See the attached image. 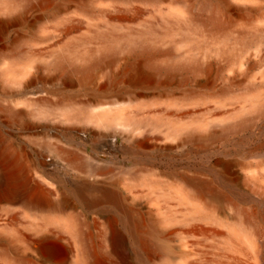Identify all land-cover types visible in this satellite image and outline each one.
I'll list each match as a JSON object with an SVG mask.
<instances>
[{"label":"rangeland","instance_id":"rangeland-1","mask_svg":"<svg viewBox=\"0 0 264 264\" xmlns=\"http://www.w3.org/2000/svg\"><path fill=\"white\" fill-rule=\"evenodd\" d=\"M246 1L250 9L226 13L223 26L196 28L205 34V42L181 47L218 43L229 48L226 56L213 59L214 73L199 78L214 83L216 96L181 104L168 102L153 86L137 88L132 99L110 105L97 104L94 93L80 85L63 87L61 76L48 67L57 48L50 45L59 38L62 24L52 27L50 35L38 32L32 24L44 19L39 10L27 13L29 26L15 22L0 32V151L12 146L28 168L44 160L49 176L66 184L96 177L117 191L127 208L138 202L144 219L159 218L165 255L150 260L139 256L120 210L107 207L126 236L128 264H264V113L247 112L252 95L264 94V0ZM135 6L142 17L126 13L137 18L134 25L167 19L175 30V21L189 16L178 0H139ZM74 15L83 22L74 35H90L102 24L95 14ZM181 36L176 33L160 46H177ZM21 37L40 38L33 43L44 54L30 56L17 49ZM237 53L241 55L235 61ZM11 67L29 72L2 73ZM30 72H35V81L24 90ZM106 96L103 101L112 100ZM16 109L24 112L14 115ZM242 113L252 118L223 132ZM145 115L154 124L135 126L133 120ZM210 130H217V136H189ZM101 164L104 173L94 176L92 167ZM11 208L25 205L17 202Z\"/></svg>","mask_w":264,"mask_h":264},{"label":"bare ground","instance_id":"bare-ground-1","mask_svg":"<svg viewBox=\"0 0 264 264\" xmlns=\"http://www.w3.org/2000/svg\"><path fill=\"white\" fill-rule=\"evenodd\" d=\"M137 1L0 0V32L15 22L29 26L27 13L35 9L44 14V19L40 17L32 24L38 32L50 35L52 27L62 24L59 38L50 45L57 48L50 54L48 67L61 76L63 87L80 85L92 91L93 101L100 105L132 99L136 89L143 86L160 88L170 103L216 96L219 90L214 83H202L199 78L214 73L213 59L226 56L229 48L218 43L190 46L184 51L181 47L189 42H205V34L196 28L223 26V16L236 10L248 11V1L178 0L189 16L177 19L175 30L168 26L171 22L167 19L132 24L137 18L126 13L134 12L136 17H142L135 6ZM104 3L110 5L102 6ZM74 13L88 17L95 14L102 24L90 35H74L83 25ZM147 13L152 15L153 11ZM179 32L182 36L176 40L177 46L170 49L160 46ZM34 38H19L16 48L30 56H42L44 52L33 43L40 38ZM240 55L236 54L235 61ZM28 72L13 67L2 71L8 76ZM29 74L24 90L35 81V72ZM104 95L112 100L103 101ZM252 97L247 112L264 113V94ZM23 112L13 110L14 115ZM149 117L145 115L133 122L139 128L146 123L154 124L147 120ZM251 118L242 113L241 120L226 124L223 132L236 129ZM217 134V130L206 134L193 131L189 136L214 138ZM45 165L40 160V165L26 167L12 146L0 151V264H128L126 236L117 219L110 215L108 206L120 210V218L125 220V227L138 244L139 256L145 254L151 260L165 255L166 235L159 228V218L149 215L144 219L138 208L140 203L127 208L121 195L96 177L93 180L78 177L66 184L49 176L42 167ZM103 165L92 167L94 176L104 173ZM196 182L202 185L203 181L196 179ZM17 202L25 208L12 209L11 204Z\"/></svg>","mask_w":264,"mask_h":264}]
</instances>
